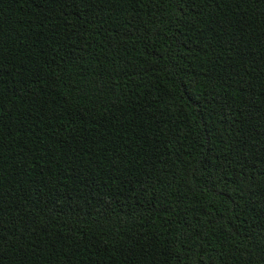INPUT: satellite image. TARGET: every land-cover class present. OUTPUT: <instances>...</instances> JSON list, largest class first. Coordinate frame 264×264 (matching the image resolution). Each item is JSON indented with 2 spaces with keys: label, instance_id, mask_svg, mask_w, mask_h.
<instances>
[{
  "label": "trees",
  "instance_id": "16d2710c",
  "mask_svg": "<svg viewBox=\"0 0 264 264\" xmlns=\"http://www.w3.org/2000/svg\"><path fill=\"white\" fill-rule=\"evenodd\" d=\"M0 264H264V0H0Z\"/></svg>",
  "mask_w": 264,
  "mask_h": 264
}]
</instances>
